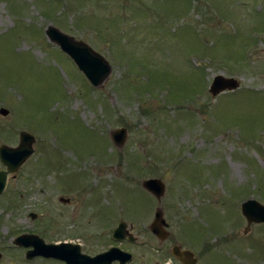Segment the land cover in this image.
Listing matches in <instances>:
<instances>
[{"label": "rangeland", "instance_id": "1", "mask_svg": "<svg viewBox=\"0 0 264 264\" xmlns=\"http://www.w3.org/2000/svg\"><path fill=\"white\" fill-rule=\"evenodd\" d=\"M49 26L110 63L100 87ZM217 75L239 89L214 97ZM1 108L0 146L17 147L23 131L36 143L0 197V264H54L28 262L22 234L100 252L122 221L138 241L121 246L133 264H154L158 208L171 244L198 264H264V224L245 234L242 213L248 200L264 205V0H0ZM149 179L166 185L160 202Z\"/></svg>", "mask_w": 264, "mask_h": 264}, {"label": "water", "instance_id": "2", "mask_svg": "<svg viewBox=\"0 0 264 264\" xmlns=\"http://www.w3.org/2000/svg\"><path fill=\"white\" fill-rule=\"evenodd\" d=\"M46 35L51 42L58 45L64 53L75 61L74 63L93 87H100L111 75L112 68L110 63L86 43L76 41L54 26L48 27ZM239 87L240 82L237 79L217 75L213 79L210 92L216 97L226 91H235ZM0 114L6 117L9 115V110L1 108ZM111 137L114 145L120 148L127 140V130L125 128L114 130L111 133ZM35 143V136L24 131L20 134V142L17 147L0 146V161L6 167L0 171V196L5 192L9 181L17 175L20 168L34 154ZM143 188L154 195L159 202L166 192V185L161 179L145 180ZM242 212L247 219L245 234L249 232L252 223H264V206L261 203L249 200L243 204ZM31 216L36 218L34 214ZM168 228L169 224L165 218V213L162 208H158L149 229L160 241H164L169 236ZM113 238L117 241H123L126 238L132 242L136 241V238L128 229V224L125 222H121L114 230ZM14 244L18 247L34 249V251L28 253V259L33 257L52 258L64 261L67 264H110V260L114 258L119 259L121 264H127L133 260L131 253L119 247L92 257L83 254L81 246L78 244L67 242L48 244L41 237L34 234L21 235L14 240ZM173 255L182 264H197L195 254L189 250L182 249L181 246L174 247Z\"/></svg>", "mask_w": 264, "mask_h": 264}, {"label": "flooded vegetation", "instance_id": "3", "mask_svg": "<svg viewBox=\"0 0 264 264\" xmlns=\"http://www.w3.org/2000/svg\"><path fill=\"white\" fill-rule=\"evenodd\" d=\"M4 169H5V167H4ZM14 179H16V178H13L12 180H14ZM1 197H5V192H4V194L1 196ZM21 197H23V195H21ZM59 202H60V206L62 207V206H66V207H69V206H71V204L73 203V197H60L59 198ZM55 208H57L58 209V205H56V206H54ZM35 214V213H34ZM36 215V218L38 217V215L37 214H35ZM31 216V215H30ZM32 217V216H31ZM33 218V217H32ZM36 218H33V219H36ZM120 224V223H119ZM118 224V225H119ZM116 228H114V230H115ZM114 230L112 231V233L109 235V238H110V244L108 245V247H106V248H104L102 251H98V252H90V249H84L83 247H82V245H81V252L83 253V254H87V255H89V256H92V257H95V256H98V255H100V254H104V253H106V252H108V251H110L112 248H115V247H120L121 249H123L121 246H122V244L123 243H125V242H130V243H133V244H135V243H137L138 241L136 240L135 242H132L131 240H129L128 238H126L124 241H122V242H118V241H116V240H114L113 239V234H114ZM131 231V230H130ZM155 236V235H154ZM156 237V236H155ZM157 238V237H156ZM158 239V238H157ZM170 239H171V237H170V233H169V236L164 240V241H160L159 239H158V241H159V243L161 244V248L157 251L158 252V254H159V256H158V261L156 262V263H154V264H182L174 255H173V249H174V247H176V246H181L183 249H188V248H185V247H183L181 244H171V242H170ZM71 242V241H70ZM170 242V245L169 246H166L168 243ZM72 244H75V243H73V242H71ZM171 247H172V249H171ZM20 250H22L23 251V253L25 254V259H27V261L28 262H30V263H34L35 261H40V260H47V261H53L54 262V264H67L66 262H64V261H61V260H58V259H47V258H43V257H33L32 259H28L27 258V255H28V253L29 252H31V251H34V249H32V248H20ZM123 250H125V251H127V252H130V253H132L133 254V261L132 262H129V263H127V264H133L134 263V261L136 260V258H137V256H136V254L135 253H133V252H131V251H129V250H126V249H123ZM189 250V249H188ZM196 254V253H195ZM196 257H197V255H196ZM197 260H199L198 259V257H197ZM47 263H49V262H47ZM110 264H121V261L119 260V259H111L110 260ZM197 264H198V261H197Z\"/></svg>", "mask_w": 264, "mask_h": 264}]
</instances>
